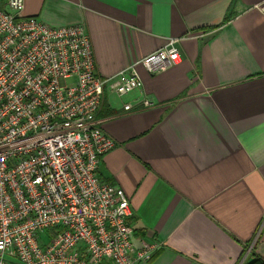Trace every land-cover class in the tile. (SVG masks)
<instances>
[{"label":"crops","instance_id":"1","mask_svg":"<svg viewBox=\"0 0 264 264\" xmlns=\"http://www.w3.org/2000/svg\"><path fill=\"white\" fill-rule=\"evenodd\" d=\"M24 15L84 26L101 78L176 41L179 64L105 89L96 121L115 147L98 174L160 243L151 264L264 261V0H24Z\"/></svg>","mask_w":264,"mask_h":264},{"label":"built area","instance_id":"2","mask_svg":"<svg viewBox=\"0 0 264 264\" xmlns=\"http://www.w3.org/2000/svg\"><path fill=\"white\" fill-rule=\"evenodd\" d=\"M175 44L101 78L84 26H49L24 15V0L0 4V264H151L160 243L135 236L126 195L98 174L115 143L96 115L105 89L142 87L136 66L179 64Z\"/></svg>","mask_w":264,"mask_h":264},{"label":"trees","instance_id":"3","mask_svg":"<svg viewBox=\"0 0 264 264\" xmlns=\"http://www.w3.org/2000/svg\"><path fill=\"white\" fill-rule=\"evenodd\" d=\"M248 264H264V261L262 260V258L256 257L252 259Z\"/></svg>","mask_w":264,"mask_h":264},{"label":"rangeland","instance_id":"4","mask_svg":"<svg viewBox=\"0 0 264 264\" xmlns=\"http://www.w3.org/2000/svg\"><path fill=\"white\" fill-rule=\"evenodd\" d=\"M66 82L69 83L70 80H67ZM248 256H249V258H251V260L257 257V256H255V255H253V254H252V255L249 254ZM249 262H251V261H249ZM249 262H248V263H249ZM248 263H246V264H248Z\"/></svg>","mask_w":264,"mask_h":264}]
</instances>
